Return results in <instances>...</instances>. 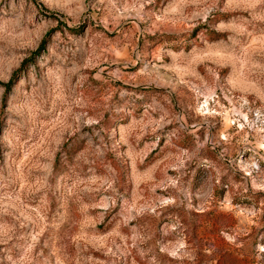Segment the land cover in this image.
Segmentation results:
<instances>
[{"label": "rangeland", "instance_id": "374dc122", "mask_svg": "<svg viewBox=\"0 0 264 264\" xmlns=\"http://www.w3.org/2000/svg\"><path fill=\"white\" fill-rule=\"evenodd\" d=\"M0 264H264V0H0Z\"/></svg>", "mask_w": 264, "mask_h": 264}]
</instances>
